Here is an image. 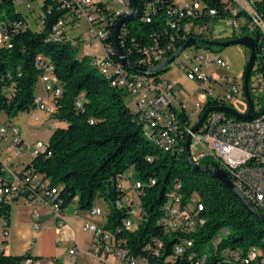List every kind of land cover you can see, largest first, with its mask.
Returning a JSON list of instances; mask_svg holds the SVG:
<instances>
[{"label":"built area","instance_id":"built-area-1","mask_svg":"<svg viewBox=\"0 0 264 264\" xmlns=\"http://www.w3.org/2000/svg\"><path fill=\"white\" fill-rule=\"evenodd\" d=\"M15 1L25 4L31 10L33 23L38 25V28L32 29L30 25H25L21 18L0 19V45L8 47L11 45L6 44V36L27 28L39 31L44 26L43 4L46 0H40L38 7L32 4L34 0ZM262 1L221 0L223 14H220L217 9L202 0H185L180 3L172 0V5L167 9L169 32H166V40L162 44L155 41L151 46L140 47L138 51L141 55L132 61L131 64L135 68L130 69L122 64L120 58L119 62H111V53H117V50L115 43L109 42L108 39L113 35L117 20L132 13L131 0H56L65 13L50 27L48 40L76 43L79 55H88L95 60L99 64V72L111 77L115 87H119L130 97L134 105V115L151 123L150 134L154 139L168 147L171 153H183L186 152V140L190 135L189 154L192 160L198 164L203 160L216 162V167L226 171L245 199L264 212V113L253 114L252 118L246 121L230 119L225 125H217V116L222 111H211L198 129L192 132V127L204 109L209 106L223 105L239 110L227 104L228 101L239 98L244 99V107L241 110L247 111L242 76L241 80H238L232 73L229 62L218 51L213 50L212 46L206 48L202 40L223 38L213 36L210 31L216 19L240 27L242 32L253 38L257 32L260 33V38H264V21L257 11V5ZM159 2L162 0H143L144 21H151V14L156 11V4ZM48 7L50 8V5ZM214 16L217 18L211 21ZM199 17L202 21H195ZM80 20L87 24L85 36L78 40L69 38L66 25L71 23L78 26ZM123 23L118 30L121 49L126 36ZM178 32H185V41L190 37L197 39L200 46L193 45L188 48L205 51L204 54L196 53L189 57V64L179 65L187 79L196 83V90L192 94L186 90L180 93L167 69L162 71L161 77H151V69L170 58L182 45L177 44ZM127 51L131 53L130 48H127ZM46 64L52 63L43 57L36 58V65L41 70L38 80L42 84L45 97L35 95L34 106L27 113L30 119L39 121L40 125L45 123L54 130L56 123L51 115L55 111L54 102L61 96L62 88L55 75L46 73ZM248 90L255 113L254 99H259L264 94V67L258 69L257 63H254L251 70ZM45 98L51 103H46ZM81 103L82 97H79L75 101L76 107H81ZM188 105H191L190 109L187 108ZM38 112L45 116H40ZM7 136L10 137L7 152L13 153L16 157L21 156L23 150L31 148L32 160L48 146V142L39 139L25 142L21 130L10 120L0 126V141ZM235 147H246V154H235ZM223 148H230L232 158L240 161V171L225 168ZM47 154L50 155V152ZM31 160L18 170L12 169L10 165L1 164V170L5 175L0 177V204L29 207L31 225L35 231L44 229L52 223L56 231L60 232L67 219L65 209L61 205L62 200L58 196L59 188L50 186L45 174L30 164ZM150 182L153 183L152 180ZM117 186L121 190V195L116 199L115 206L118 209L125 208L127 216L122 219L121 226L117 227L115 232L105 229L99 205L94 204L87 210H78L73 203L75 217L81 221V230L91 234L87 251L97 257L101 264H108L106 259L110 253L118 258L115 264H179V257L185 255H196V262L192 264L205 263L206 255L196 253L194 241L188 236L206 222L205 217L201 215L203 205L195 194L184 200L179 182L166 193V199L161 206L159 224L166 226V234H172L176 239L170 252H166L165 242L161 238L151 237L140 253L133 254L126 247L125 238L119 237L118 232L121 229L133 230L143 219L140 199L143 185L134 178L131 168L118 176ZM8 227L7 220L1 218L0 238L3 247L9 236ZM222 234L227 236L229 232L221 229L211 239L210 244L214 250L223 238ZM68 252L74 255L77 252L76 246L74 245ZM25 263L30 264V259H26ZM221 263L264 264V253L243 252L240 248L223 249Z\"/></svg>","mask_w":264,"mask_h":264},{"label":"trees","instance_id":"trees-1","mask_svg":"<svg viewBox=\"0 0 264 264\" xmlns=\"http://www.w3.org/2000/svg\"><path fill=\"white\" fill-rule=\"evenodd\" d=\"M202 1L223 14L221 0ZM171 5L172 0L157 3L151 21L146 22L142 18L143 0H138L137 17L123 23L126 36L121 50L130 64L141 55L140 47L151 46L155 41L162 44L166 40V32H169L167 9ZM43 7L45 16L41 30H19L7 37L6 44L11 46L0 45V113L4 112L10 118L28 112L34 106L35 85L41 72L36 58L49 60L52 64L46 65L51 72L47 74L55 75L62 88L61 96L54 102L52 118L66 125L56 126L47 149L33 158L30 164L45 174L50 186L59 188L62 207L66 210L70 205L74 207L75 203L76 209L87 210L95 204L97 196H103L112 202L104 227L115 232L127 216L125 208L115 206L121 195L117 186L118 176L132 168L134 178L143 185L140 199L144 217L133 230L121 229L118 232L119 237L125 238L130 253H140L151 237L161 238L166 252L171 251L176 239L172 234H166V226H160L159 218L166 193L176 182L181 185L180 193L184 200L195 194L203 205L201 215L206 222L188 236L194 241L196 253L206 255L204 264L221 263L223 249L240 248L243 252L264 253V219L234 191L209 173L193 167L185 152H165L146 138L140 117L135 116L133 107L124 101L125 92L112 86V81L99 72L98 63L79 55L78 46L73 43L48 40L50 27L65 10L58 6L56 0H46ZM257 11L264 21V0L258 3ZM20 18L28 25L22 14L14 12L13 0H0V19ZM199 20L202 21L200 17L195 19ZM254 38V63L261 69L264 67V38H260L258 32ZM184 40L185 32H178L177 44H183ZM108 41L114 42V36L110 35ZM112 61L119 62L117 53H112ZM125 67L135 68L132 64ZM165 69L167 67L157 71L151 69V77H161ZM79 97H82V103L77 108L75 101ZM235 154L246 153L235 150ZM223 158L226 169L240 171V161L232 158L230 148H223ZM199 165L213 168L217 163L203 160ZM1 169L0 163V177H3L5 173ZM256 210L264 214L261 209ZM9 211L10 205L0 204V220L5 218L8 224ZM221 229L228 230L229 234L214 250L210 241ZM188 257H179V264H192L187 261ZM26 259L32 262L36 257L27 253L9 255L0 249V264H24ZM52 264L61 263L55 260Z\"/></svg>","mask_w":264,"mask_h":264},{"label":"crops","instance_id":"crops-1","mask_svg":"<svg viewBox=\"0 0 264 264\" xmlns=\"http://www.w3.org/2000/svg\"><path fill=\"white\" fill-rule=\"evenodd\" d=\"M35 94L45 97V92L39 80L35 85ZM45 101L46 103H51L46 98ZM38 114L42 117L45 116L42 112H38ZM2 120L4 119L2 118ZM31 121L35 123H31ZM55 121L56 126L66 125L64 122ZM4 122L0 123V126ZM20 130L25 142L38 139L48 142L53 132V129H50L45 123L40 125L39 121L30 118L26 120L24 127ZM1 142L7 143L4 148L0 147L1 164L10 165L12 169L18 170L29 163L31 160V148L23 150L22 155L16 157L13 153L7 152L10 145V137L7 136ZM25 156L28 159L25 160ZM67 210L68 208L65 210L67 223L60 232L56 231L52 223L44 229L35 231L31 225L30 208L18 204L11 205L9 211V236L5 247L2 246L0 238V249L9 255H22L27 253L36 257L30 264H52L59 257L63 259L64 264H101L97 257L87 251L91 234L81 230V221L75 217V207L70 213H66ZM32 239L34 243H32ZM53 241L55 242L56 248L63 246L62 249H58V252L53 245H48L49 243H53ZM74 245L77 248V252L71 255L68 251ZM33 249H41L42 252H32ZM24 264L26 263L24 262Z\"/></svg>","mask_w":264,"mask_h":264},{"label":"rangeland","instance_id":"rangeland-1","mask_svg":"<svg viewBox=\"0 0 264 264\" xmlns=\"http://www.w3.org/2000/svg\"><path fill=\"white\" fill-rule=\"evenodd\" d=\"M184 1L185 0H175V2L177 3L184 2ZM32 4L35 7H38L40 5V0H34ZM13 7H14V12L22 14L27 19L28 25H30L32 29L38 28V25H35L33 23V16H32L31 10L28 9L25 6V4H19L15 0H13ZM66 29H67V34L69 38L78 40L79 38H82L85 36L86 30H87V24L83 20H80V23L78 26H73L71 23H68L66 25ZM210 31L213 36L215 37L222 36L223 38L225 36L231 37V36H238L239 34L241 35L245 34V32H242L240 30V27H234V26L228 25L225 21L221 19L214 20L213 25L210 27ZM212 49L215 51H218L219 54L229 62L232 68L231 70L232 73L237 76L238 80H241L243 69L249 57V50L243 45H230V46L222 47V48L219 46L213 45ZM204 52L205 51L203 49L187 48L184 51H182L179 54V56H177V58L167 66L168 73L172 75L173 81L177 84V89L180 93H184V90H186L188 93L192 94V92L196 90V83L194 81L188 80L186 77V74L182 70L179 69L180 63L189 64V57L193 56L196 53L204 54ZM261 97L262 98L254 99L256 111H260L264 108V94L261 95ZM123 98H124L125 103L129 107H131L133 103L130 101V97L126 94H123ZM227 104H231L233 107L241 110L244 107V99L241 100L239 98H235L231 101H228ZM187 108L190 109L191 105H188ZM238 112L244 113V111H238ZM2 118L4 120H2ZM28 118H29V113L27 112L18 113L16 116L10 117V118L4 112L0 113V123L10 120L19 129H22L24 127V123L26 122ZM193 118H195V116ZM31 123H35V122L31 121ZM6 144L7 143L1 142L0 147L4 148ZM24 159L26 160L28 158H26L25 156ZM94 203L99 205L100 208L102 209V217H101L102 220L101 221L106 222L107 214L109 212L110 207L112 206V202L109 200H105L103 196L99 195L95 198ZM67 208L68 210L66 211V213H70L72 212V210H74V207L72 205L68 206ZM0 234H1V229H0ZM222 237H226V236L222 234ZM32 243H34L33 239H32ZM48 245L49 246L53 245V247H55V242L53 241V243H49ZM62 247L60 246H58L57 248L55 247L56 251L58 252V249L60 250L62 249ZM32 252H42V250L33 249ZM116 257L117 256L114 255L113 253H110L107 257L108 264L117 263L118 258ZM57 260L61 264H64L63 259H61L60 257Z\"/></svg>","mask_w":264,"mask_h":264},{"label":"water","instance_id":"water-1","mask_svg":"<svg viewBox=\"0 0 264 264\" xmlns=\"http://www.w3.org/2000/svg\"><path fill=\"white\" fill-rule=\"evenodd\" d=\"M132 1V6H133V11L131 14L124 16L122 18H120L114 25V29H113V36H114V43H115V47L117 50V53L119 55L120 61L122 62V64L124 65H131L130 62L128 61V59L125 57V55L123 54V51L121 50V47L119 45V41H118V30L119 27L121 25V23L125 22V21H131L133 19H135L138 15V0H131ZM202 43L205 44L206 48H209L210 46H219V47H227L230 45H243L245 46L248 50H249V57L247 59V62L245 64V67L243 69V74H242V80H243V91H244V96L247 102V111L245 113H239L237 112L234 108L229 107V106H209L207 108L204 109V111L202 112V114L200 115L198 121L194 124V126L192 127V132L196 131L198 129V127L201 125V123L204 121L205 117L207 116V114L211 111H223L226 112L228 114L234 115L237 118L240 119H250L252 118L253 114H254V107H253V100L250 96L249 90H248V79L251 73V70L254 66V61H255V55H256V42L255 39L248 35V34H243L241 36H237L234 38H229L226 40H202ZM196 46L199 47L200 45L197 43V39L195 37H190L188 38L185 43H183L178 50L173 53V55L168 58L167 60L163 61L161 64H159L158 66L154 67V71L160 69L163 66L169 65L171 62H173L175 60V58L178 56V54L180 53L181 50L191 47V46ZM189 141H190V135H188L187 140H186V157L188 159V161L191 163V165L195 168H199L202 169L203 171L209 173L211 175L212 178L218 180L220 183H222L225 187L231 189L232 191H234L250 208L253 209L254 213L259 215L261 218L264 219V214L259 213L255 207L252 206V204H250L245 197L242 195V193L238 190V188L232 183V181L230 180L228 174L226 173L225 170L218 168V167H213V168H206V167H202L201 165L193 162L190 158V154H189Z\"/></svg>","mask_w":264,"mask_h":264},{"label":"bare ground","instance_id":"bare-ground-1","mask_svg":"<svg viewBox=\"0 0 264 264\" xmlns=\"http://www.w3.org/2000/svg\"><path fill=\"white\" fill-rule=\"evenodd\" d=\"M25 24V23H24ZM7 37H9V36H6V42H7ZM185 41V40H184ZM73 44H76V43H73ZM118 54V53H117ZM81 56H88V55H81ZM90 57V56H89ZM91 58V57H90ZM111 62H113L112 61V53H111ZM99 65V64H98ZM157 71V70H156ZM50 73L51 72V69H48L47 70V65H46V73ZM104 76H106V77H108V79H110L111 81H112V86H114L115 87V84H114V82H113V80L111 79V77H109L106 73H102ZM117 88H119V87H117ZM263 97V96H262ZM261 97V98H262ZM131 107H133V110H134V105L132 104V106ZM261 107V106H260ZM237 112L238 111H244V110H236ZM246 111H244V113H245ZM255 112H257V114H263L264 113V108L262 109V110H260V111H256V108H255ZM241 113V112H240ZM141 119V118H140ZM230 119H233V120H236V121H246V120H244V119H240V118H237L236 116H234V115H231V114H228V113H226V112H221V113H219V115L217 116V125H225V124H227L228 122H229V120ZM141 121H142V124H143V128H144V133H145V136H146V138H148L149 140H151V141H153V143H155L156 145H158V146H160V148L162 149V150H164L165 152H171V150L168 148V147H166V146H164L160 141H158V140H156V139H154L152 136H151V134H150V130H151V123L150 122H145V120H143V119H141ZM235 150H238V151H241V152H244V153H246V147H235ZM191 158V160H192V157H190ZM193 161V160H192ZM194 162V161H193ZM236 162H239V161H236ZM195 163H197V162H195ZM198 164V163H197ZM224 166H225V160H224ZM226 168V167H225ZM196 198H197V195H196ZM198 200V199H197ZM252 252H255V251H252ZM187 256H189L188 258H187V261H189V262H193L194 261V258H195V262H196V255H185V256H180V257H187ZM31 263V262H30Z\"/></svg>","mask_w":264,"mask_h":264}]
</instances>
